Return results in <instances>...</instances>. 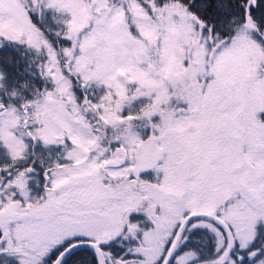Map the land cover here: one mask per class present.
Here are the masks:
<instances>
[{
	"label": "snow or ice",
	"instance_id": "snow-or-ice-1",
	"mask_svg": "<svg viewBox=\"0 0 264 264\" xmlns=\"http://www.w3.org/2000/svg\"><path fill=\"white\" fill-rule=\"evenodd\" d=\"M0 264H264V0H0Z\"/></svg>",
	"mask_w": 264,
	"mask_h": 264
}]
</instances>
